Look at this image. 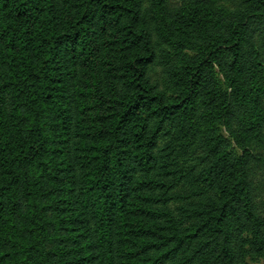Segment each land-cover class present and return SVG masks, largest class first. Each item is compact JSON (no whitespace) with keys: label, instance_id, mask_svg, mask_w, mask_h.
Listing matches in <instances>:
<instances>
[{"label":"trees","instance_id":"trees-1","mask_svg":"<svg viewBox=\"0 0 264 264\" xmlns=\"http://www.w3.org/2000/svg\"><path fill=\"white\" fill-rule=\"evenodd\" d=\"M264 264V0H0V264Z\"/></svg>","mask_w":264,"mask_h":264},{"label":"rangeland","instance_id":"rangeland-1","mask_svg":"<svg viewBox=\"0 0 264 264\" xmlns=\"http://www.w3.org/2000/svg\"><path fill=\"white\" fill-rule=\"evenodd\" d=\"M245 259L250 264H261L262 263L261 258L254 257V256H251V255H246Z\"/></svg>","mask_w":264,"mask_h":264}]
</instances>
